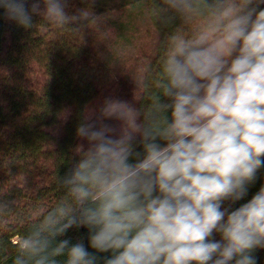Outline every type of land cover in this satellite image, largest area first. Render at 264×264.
Listing matches in <instances>:
<instances>
[{
    "label": "clouds",
    "instance_id": "clouds-1",
    "mask_svg": "<svg viewBox=\"0 0 264 264\" xmlns=\"http://www.w3.org/2000/svg\"><path fill=\"white\" fill-rule=\"evenodd\" d=\"M262 5L154 4L155 22L176 27L161 42L152 84L134 81L144 102L108 97L81 120L76 135L86 147L57 176L66 195L19 232L11 264H98L97 253L109 254L103 264H257L264 185L232 206L264 168ZM68 7L69 0H0L6 19L25 30L34 16L74 32L99 24L90 6L75 14ZM13 203L0 197V216ZM74 227L87 229V247L58 239Z\"/></svg>",
    "mask_w": 264,
    "mask_h": 264
},
{
    "label": "trees",
    "instance_id": "trees-1",
    "mask_svg": "<svg viewBox=\"0 0 264 264\" xmlns=\"http://www.w3.org/2000/svg\"><path fill=\"white\" fill-rule=\"evenodd\" d=\"M155 3L159 0H69V14L90 6L100 17L98 25L90 23L80 32L59 28L39 16L33 17V28L25 30L6 19L0 9V197L14 201L11 214L0 216V264H11L19 232L65 197L57 176L72 166L77 147H86L76 135L81 120L94 116L105 98L131 93L117 69L133 46L141 22L153 28L154 47L141 64L140 81L151 85L156 78L161 42L176 26L165 28L155 22ZM33 64L45 75L39 87L30 81ZM143 102L136 100L135 107ZM261 185L264 168L245 198L232 207L251 199ZM58 239L88 246L83 227L71 228ZM254 254L257 264H264V249ZM96 255L98 264H103L109 254Z\"/></svg>",
    "mask_w": 264,
    "mask_h": 264
},
{
    "label": "rangeland",
    "instance_id": "rangeland-1",
    "mask_svg": "<svg viewBox=\"0 0 264 264\" xmlns=\"http://www.w3.org/2000/svg\"><path fill=\"white\" fill-rule=\"evenodd\" d=\"M139 32L136 34V39L133 46L127 49L121 57L117 72L127 81V86L131 88V93L126 92L117 97V99L125 100L135 106V90L134 81H140L141 64L145 58L152 54L154 47L153 28L147 23H139ZM30 81L33 86L39 87L45 80V75L37 64H33L29 71ZM139 93L137 94L138 98ZM109 124H116L115 121H109Z\"/></svg>",
    "mask_w": 264,
    "mask_h": 264
}]
</instances>
